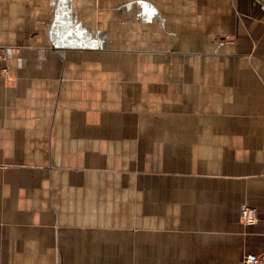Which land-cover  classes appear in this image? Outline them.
Here are the masks:
<instances>
[{"label": "crops", "instance_id": "crops-1", "mask_svg": "<svg viewBox=\"0 0 264 264\" xmlns=\"http://www.w3.org/2000/svg\"><path fill=\"white\" fill-rule=\"evenodd\" d=\"M0 48V264L264 251V0H0Z\"/></svg>", "mask_w": 264, "mask_h": 264}, {"label": "rangeland", "instance_id": "rangeland-1", "mask_svg": "<svg viewBox=\"0 0 264 264\" xmlns=\"http://www.w3.org/2000/svg\"><path fill=\"white\" fill-rule=\"evenodd\" d=\"M261 49H262V46L257 47V50L255 52H253L254 56L260 55ZM16 50H19V49H13V52H15ZM137 50H139V52L131 55V59L134 58V59H161L162 60V59H175V57H176V56H174V53L169 52V51H171L170 49L168 50L169 53L166 52V49L163 48L161 44H160V46H150V47H148L146 49V51H143L145 49H142V47H139V49H137ZM141 51H143V52L140 53ZM257 58H251V59H257ZM5 59H10L9 58L8 49L0 48V63H4ZM177 59H192L193 60V59H197V58L194 57V56L192 58L179 56ZM158 65L159 64H157L156 66L158 67ZM192 67L196 68L194 63H192ZM8 69L9 68H7V66L2 67V70L6 71V72L8 71V73H9ZM8 76L9 77H7V78H9V79H10V76H11L10 80L14 79V76H12L10 73L8 74ZM103 87L104 86H103L101 81H94L93 80L92 88L91 89L88 88V94L87 95H88L89 98L90 97L92 98V101L94 103H99L102 100V98L105 96L104 91H103ZM139 97L142 100V99H144L146 97V95H144L143 93L140 92L137 96L134 95V97L132 96L130 98L137 99ZM95 105H98V104H95ZM142 139H144V137ZM69 161L70 160H68L65 165H68L70 162L71 163H77L76 161H70V162ZM95 179L98 182L103 181L102 179L98 178V176H95ZM99 210H100L99 207H94L93 205L90 206V208H87V217H93V218H90V220L93 221V223H90L91 225H93V226H91V231H92L93 235L98 233L99 231H101V233H113V231H115L116 229L119 230V229L122 228V227H118L117 228L116 225H112V224H104V225H107V226L99 225L98 221L100 219H104V218H100ZM95 216H97V217H95ZM87 219H89V218H87ZM107 219L111 220V219H114V218H107ZM244 223H246V222H244ZM90 224L87 223V226H89ZM99 227H101L102 229L101 228L99 229ZM123 228H125V230H127V229H130L131 227H130V225H124ZM93 235H91V238L88 236V238H90V239H89V243L87 245L94 249L95 246H96V243L94 242L95 241L94 238L97 237V235H94V236ZM79 258L80 259L83 258L84 264H90V263L91 264H99L96 261L97 257L96 256L95 257L90 256L89 253H87V256H85V257L80 256ZM126 258L127 257H125V263H126ZM71 259L72 258H70L68 256H64V257L60 256V263L59 264H75V263H73V261ZM103 259L107 260L108 264H110V262L115 260L116 258L113 255H109V256L107 255V256H104Z\"/></svg>", "mask_w": 264, "mask_h": 264}, {"label": "built area", "instance_id": "built-area-1", "mask_svg": "<svg viewBox=\"0 0 264 264\" xmlns=\"http://www.w3.org/2000/svg\"><path fill=\"white\" fill-rule=\"evenodd\" d=\"M242 219L248 225L256 224L259 217L255 207L244 205L241 211ZM242 264H264V251L247 252L242 257Z\"/></svg>", "mask_w": 264, "mask_h": 264}, {"label": "water", "instance_id": "water-1", "mask_svg": "<svg viewBox=\"0 0 264 264\" xmlns=\"http://www.w3.org/2000/svg\"><path fill=\"white\" fill-rule=\"evenodd\" d=\"M98 50H102V49H99V48H98Z\"/></svg>", "mask_w": 264, "mask_h": 264}]
</instances>
